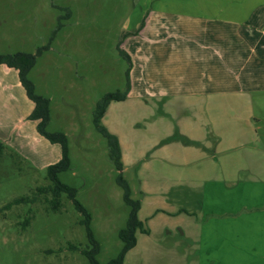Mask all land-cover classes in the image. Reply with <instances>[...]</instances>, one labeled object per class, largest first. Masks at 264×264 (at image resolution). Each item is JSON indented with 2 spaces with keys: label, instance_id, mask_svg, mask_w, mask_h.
I'll use <instances>...</instances> for the list:
<instances>
[{
  "label": "rangeland",
  "instance_id": "1",
  "mask_svg": "<svg viewBox=\"0 0 264 264\" xmlns=\"http://www.w3.org/2000/svg\"><path fill=\"white\" fill-rule=\"evenodd\" d=\"M164 1L0 0V54H34L48 46L36 57L27 78L35 94L50 100L46 130L66 135L70 167L58 178L76 189V198L90 212V227L99 243L96 259L102 264L121 249L118 231L125 227L130 208L117 183L119 171L109 158L107 141L93 125V109L103 94L123 91L127 81L128 92L138 89L130 85V55L138 52L131 47L134 38L148 37L147 47L135 58L141 60L140 71L149 72L150 62L167 57L164 43L157 54L151 43L160 44L165 30L173 26L194 25L195 20L178 19L172 11L156 12ZM148 94L139 95L143 104L117 103L119 108L113 110L121 119L119 128L132 141L128 159H121V173L132 199L140 198L141 183L163 186L168 177L161 160L164 156L154 154L146 141L150 136L146 124L151 121L148 109L154 106ZM33 108L17 70L0 64V264H87L80 252L88 244L83 216L65 194L57 211L45 209L43 196L34 203L7 206L49 184L46 168L61 157L60 145L37 132V122L29 118ZM255 111L264 123V106L257 104ZM163 238L154 242L166 246ZM151 259L154 264H165L164 256ZM122 264H136L132 251Z\"/></svg>",
  "mask_w": 264,
  "mask_h": 264
},
{
  "label": "crops",
  "instance_id": "2",
  "mask_svg": "<svg viewBox=\"0 0 264 264\" xmlns=\"http://www.w3.org/2000/svg\"><path fill=\"white\" fill-rule=\"evenodd\" d=\"M163 3L156 12L194 25L173 26L160 44H149L156 54L162 43L167 48L149 72L135 58L148 37L134 38L130 85L138 89L102 117L128 159L132 141L113 110L142 102L141 94L154 103L146 141L164 156L168 177L163 186L141 183L137 214L147 232L135 233L128 252L136 264H154L153 255L165 264H264V123L255 111L264 106V0ZM162 238L166 246L154 242Z\"/></svg>",
  "mask_w": 264,
  "mask_h": 264
},
{
  "label": "trees",
  "instance_id": "3",
  "mask_svg": "<svg viewBox=\"0 0 264 264\" xmlns=\"http://www.w3.org/2000/svg\"><path fill=\"white\" fill-rule=\"evenodd\" d=\"M57 28H60L59 26ZM56 28V29H57ZM48 46L37 49L36 53H23L15 52L8 54H0V64H5L8 67L15 68L18 72L19 80L24 87L26 94L30 100L34 103V108L31 111L29 118L37 121V132L46 138L51 143H58L61 149L60 159L47 166V178L50 183L47 185L39 186L33 189L29 195L14 199L8 203L7 206L20 203H34L39 201L40 197H44L46 204L45 209L57 211L61 207V196L65 194L73 203L76 210H78L83 218L81 223L85 227L86 237L88 244L85 248H81L80 252L87 258V264H102L96 259V255L99 252V243L95 239L90 227L91 214L84 207V205L76 198V189L68 184L62 182L58 178V174L62 171L69 169L70 158L67 146V138L63 132L47 131L46 126L50 119V100L49 98L37 95L34 93V85L28 80L27 74L32 69L36 62V57L42 53V50ZM122 52V51H121ZM124 57L130 62V57L122 52ZM130 66V65H129ZM129 72V69H128ZM127 72V75H128ZM129 91V82L125 86L123 91L116 90L112 92H106L103 96L97 100L93 109L92 122L96 130L105 137L108 146V155L113 162L115 168L119 171L117 176V183L123 189L124 202L129 206L128 218L124 228L119 229L118 237L122 242V247L117 255L109 259L105 264H122L124 257L128 250H130L136 244V231L147 232L143 228L142 222L138 219L139 200L132 199L130 197V188L127 181L122 176L123 163L121 160V151L118 138L115 134L111 133L106 126L102 123V117L104 116L109 104L112 101H121L127 97ZM3 145L0 143V150ZM72 249H78L76 245H70Z\"/></svg>",
  "mask_w": 264,
  "mask_h": 264
}]
</instances>
